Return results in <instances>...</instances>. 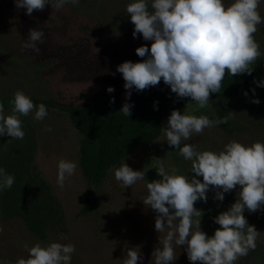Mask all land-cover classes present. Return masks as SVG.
I'll list each match as a JSON object with an SVG mask.
<instances>
[{
    "label": "rangeland",
    "instance_id": "1",
    "mask_svg": "<svg viewBox=\"0 0 264 264\" xmlns=\"http://www.w3.org/2000/svg\"><path fill=\"white\" fill-rule=\"evenodd\" d=\"M131 2L79 0V5L68 3L58 11L48 4L43 11H34L29 16L25 8L16 7L15 0H0V97L22 90L27 95L60 104L104 106L113 104L110 103L113 97L115 101H125V81L116 68L126 60H141L136 48L144 44L150 48L152 43L145 41L142 34L133 37L134 25L126 12ZM231 2L225 0L226 4ZM259 11L264 18V0ZM33 28L45 33L39 53L23 47ZM255 39L264 57V23L258 25ZM109 86L114 87V92L107 91ZM257 97L260 103H252ZM188 105L189 114L229 119L227 123L206 128L203 134H194L190 140L182 141L181 146L189 143L200 151L219 152L231 140L246 145L264 142V92L229 100L210 99V108L199 109L194 101ZM185 107L179 111L183 113ZM4 108L6 116L12 114V107ZM34 115L35 110L20 117L25 131L22 140L11 139L7 134L0 136V168L15 177L12 187L0 191V197L4 195L5 201L24 206L40 204L48 218L47 238L41 240L35 236L15 207L8 212L0 206V225L4 228L0 232V260L15 264L18 258H27V248L35 243L46 245L58 241L75 245L71 264H124L128 249L135 246L140 247L143 255L138 264H154L152 253L161 245L155 230L156 213L142 201L148 195L147 184L161 179L155 169L158 158L169 173L179 169L178 174L189 176L195 175L191 172L192 162L185 161L179 149L168 145L162 130L154 143L133 148L111 168L114 170L125 162L133 170L144 171L145 179L123 188L115 180L114 171H108L103 182L93 188L92 201L87 205L88 182L80 166L82 134L68 115L58 109L49 111L42 121L35 120ZM49 126L51 131L46 130ZM61 159L78 165L63 189L57 185ZM238 190L226 193L220 202L213 199L215 189H211L207 203L196 202L195 207L203 213L201 228L209 236L220 227L213 218L235 203ZM84 206L86 212H82ZM244 214L260 235L257 248L237 264H264V211L246 210ZM175 251L177 259L173 264H192L185 246Z\"/></svg>",
    "mask_w": 264,
    "mask_h": 264
},
{
    "label": "clouds",
    "instance_id": "2",
    "mask_svg": "<svg viewBox=\"0 0 264 264\" xmlns=\"http://www.w3.org/2000/svg\"><path fill=\"white\" fill-rule=\"evenodd\" d=\"M68 3L79 5V0H15L16 7L25 8L29 16L34 11H43L48 4L58 11ZM260 3L261 0H232L229 4L225 0H133L127 4L126 12L134 25L133 37L142 34L145 41L152 43L150 48L147 44L136 48L141 60H126L116 68L125 81L126 97L130 99L133 89L142 92L158 86L162 79L178 99L187 97L199 109L210 108L211 94L220 92L226 75H251L255 70L253 65L262 55L255 39L258 25L264 23ZM44 42V31L33 28L23 47L39 53V45ZM256 83L264 86V80ZM114 90L113 86L107 88L109 93ZM114 102L113 97L110 103ZM251 102L259 104L260 100L257 97ZM11 103L12 114L6 116L4 103L0 101V136L7 134L11 139L22 140L25 131L21 116L34 110L37 121L48 116L47 107L43 103L37 107L22 90L13 94ZM132 107V103L125 102L119 111L130 117ZM188 107L187 104L183 113L174 109L162 130L168 145L179 149L185 161L192 162L191 172L195 175L178 174L179 169L169 173L158 158L155 169L161 179L147 184L148 195L142 200L146 208L156 213L155 230L161 247L155 248L152 258L154 264H173L177 259L175 249L185 246L192 264H237L257 248L260 235L244 213L264 211V142L246 145L231 140L219 152L200 151L189 143L181 146L182 141L190 140L194 134H203L206 128L227 123L229 119L189 114ZM46 130L52 129L49 126ZM77 167L72 161L58 162L59 188L63 189ZM109 171H114L115 180L123 188L145 179L144 171L133 170L125 162ZM14 181V176L0 168V191L10 189ZM237 188L235 203L213 218L220 227L209 236L201 228L203 213L195 207L196 202L207 203L211 189H215L213 199L223 202L225 194ZM3 231L0 225V232ZM75 251L72 243L37 242L27 248V258L20 257L15 264H71ZM142 260L140 247L135 246L128 249L124 264H138ZM0 264L12 262L0 260Z\"/></svg>",
    "mask_w": 264,
    "mask_h": 264
},
{
    "label": "trees",
    "instance_id": "3",
    "mask_svg": "<svg viewBox=\"0 0 264 264\" xmlns=\"http://www.w3.org/2000/svg\"><path fill=\"white\" fill-rule=\"evenodd\" d=\"M251 75L245 73L233 77L226 75L219 93L211 94V100H229L244 93L264 92V86L256 81L264 80V57H260L253 65ZM13 94L0 97L5 107H13ZM33 103H43L48 112L58 109L66 113L72 124L82 134L80 144V166L88 182L86 204L92 201L93 188L99 186L107 176L109 169L119 164L130 151L138 146L154 143L162 132L165 122L174 109H181L192 102L190 98L178 99L171 92L170 86L163 80L158 86L150 87L142 92L134 90L130 99L116 100L110 105L60 104L52 99L31 96ZM125 102L133 104L131 116H125L119 110ZM158 102V105H156ZM156 105V106H154ZM10 197L9 191H6ZM0 197V206L23 217L29 230L41 240H46L45 232L47 214L38 205L24 206ZM7 202L6 206H3ZM86 206L82 212H86Z\"/></svg>",
    "mask_w": 264,
    "mask_h": 264
}]
</instances>
